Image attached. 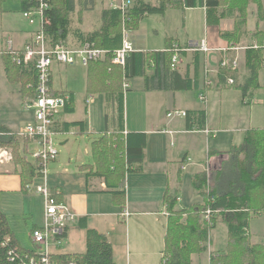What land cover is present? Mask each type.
I'll return each mask as SVG.
<instances>
[{"label": "crops", "instance_id": "crops-1", "mask_svg": "<svg viewBox=\"0 0 264 264\" xmlns=\"http://www.w3.org/2000/svg\"><path fill=\"white\" fill-rule=\"evenodd\" d=\"M118 1L119 0H74V10L69 13L70 25L68 34L62 42L70 48H80L86 42L94 44L95 41L86 40L87 36L92 33H100L104 30V33L106 32L108 35L113 36L116 30H114L112 26H105L102 13L103 11L111 10V4H116ZM144 1L154 6L159 5V0ZM183 8L202 9L204 23L209 26L206 22L205 7ZM149 15L152 14L142 16L136 28ZM255 16L249 28L246 22L244 31L240 33V41L238 40L235 45L248 46L264 38V19L258 17L257 7ZM221 24L224 27H221ZM214 26L217 27V30L208 33L207 36L204 35L206 36L205 39L207 44L212 48H221L231 45L229 41L220 36V29L222 31L232 30L234 26L232 19L223 18L218 25H211L212 28ZM34 32H31L28 38H24L23 42L19 44L21 46L13 47V41L18 43V38L11 39V37H8L7 42H10V44L12 43L11 46L14 49L22 50L33 38ZM118 32L121 33V30L119 29ZM130 38L135 49L133 52H140L143 54L148 51H163L168 48L172 42H176L173 38L167 37L164 40V47L162 49H159L156 45H150V47L147 48L136 44V40L132 39L131 36ZM100 39V36H98L95 40L100 42ZM190 42H196V39ZM98 48L102 47L100 46ZM240 53L242 65L237 66L235 70H224L219 66V61L222 57L220 51L213 50L205 53L183 52L175 70L181 77H187L197 81L195 87L187 90L159 89L155 86L156 81L154 79L156 78L150 80V88L147 89L143 74L129 76L122 82L124 96L122 123L119 121L114 106L112 107L113 116L109 117L108 110L109 106H112V103L111 101L108 102L106 98L107 91L105 86L108 84V81L106 84L104 83L102 72H100L101 84H99L97 90L94 87L90 90L93 93L100 92L104 99L103 117L95 121L93 117L90 116V109H88L90 103L89 98H86L85 105L82 108L84 112L82 117L72 118L69 116L76 112L75 94L68 87H61L60 90H55L53 88V70L51 68L50 83L52 91L67 92L70 95V104L58 114L52 124L53 131L55 134H79L80 137L85 136L87 139L95 135L92 141L89 139L91 144L84 148L86 157H83L80 163L75 164L72 171L69 168L70 164H68L71 162V157L69 158V162L65 164H63L59 158L55 159L48 168L47 183L52 194L58 201L65 203L71 211L76 214L78 227L85 228V249L83 251L53 250V254L84 253L86 251V231L87 229H93L105 235L108 243L112 247L114 264H160V259H162L164 255L165 235L169 220V212L166 208L167 198L175 199V209H186L201 204L203 201L201 203L191 204L188 207L177 205V202L182 200L181 195H179V189L182 188L185 174L187 173V176H189L191 186L193 185L194 176L203 171L206 172L209 181V175L213 177L214 174L221 169L222 165L226 164L229 159L230 150L242 144L232 145V147L226 151L221 149H214L213 151L208 150L206 137H214L215 133L209 127L211 122L206 115L205 109L198 107L191 99V91L199 88L207 91V89L213 87L239 89L241 93V102L243 105L249 106L247 120L250 121L249 124L253 125L249 127L250 129L247 131H254L259 135H264V49L250 51L241 49L229 52L228 56L232 58L237 55L239 58ZM247 56L250 57V60ZM99 64L93 62L89 66L87 65L88 89L91 88L89 77L92 74V70L94 67H99L103 63L99 62ZM144 70V74L148 75L149 78L154 77L155 68L152 65L145 67ZM223 70L224 74L221 73ZM228 77L234 79V85H229L227 83ZM206 78L210 81L209 85H205L204 83ZM135 79L139 80H137L138 82H136L135 87L132 88L131 84L136 81ZM125 81L128 83L127 88H124ZM244 90L245 93H243ZM255 92H258L257 95H254ZM149 99L163 100L164 103L162 104V108H165L166 114L170 110L181 109L190 111L192 115L189 120L186 117L174 118L166 117L165 115L163 120L155 121L156 118L152 115L153 106H149ZM105 103L108 104V108ZM201 110H203L206 115L204 129H197L199 119L194 116L193 112ZM80 121L82 124H75V122ZM188 123L190 127H187ZM6 127L12 132L10 127ZM205 130L209 132L206 133ZM131 132L145 134L143 159L140 163L133 164L130 170L126 168L125 164L126 171H124L123 167L124 184L122 187L124 192L122 196H116L115 192L121 187L107 186L105 178L97 173L99 165L93 154L92 143L98 141L104 134L109 135V140L111 142L116 138L120 139V143L123 146V158L125 159L126 138L128 133ZM150 135L154 136L150 137ZM162 139H169L170 142L172 139H175L177 144L176 146L171 144L174 148L169 149L166 141L164 144L161 143ZM200 140L203 141L200 142ZM67 141L68 139H65L60 142V144L64 145ZM31 143L35 142L28 140L25 149L28 148ZM28 151L31 156L33 152H31L29 148ZM190 153L198 159L193 161V156ZM239 156L242 157L243 155ZM86 158H88V160H86ZM8 164H11L10 169L6 167ZM32 164L36 165V160L35 163ZM191 166H196V168L193 169ZM18 167L19 166L14 164L11 160L8 163L0 164V172H10L11 170L16 172L15 170L18 169ZM35 178H37V176L33 179ZM118 178L120 179V177ZM116 182L117 181H115V183ZM257 189H263L264 191V187H262L254 189L252 193ZM176 191H178V193H176ZM23 192L26 193L27 190ZM0 210L2 211V209ZM124 211H127L129 214L127 216H122L121 213ZM83 224H85V227ZM68 228L69 226L66 228L64 237L68 235ZM213 230L211 231V237ZM12 231L16 236L13 229ZM18 243L21 246L20 242ZM214 251L219 252L222 250ZM117 253L121 254V259L118 260V263L115 260Z\"/></svg>", "mask_w": 264, "mask_h": 264}, {"label": "trees", "instance_id": "trees-1", "mask_svg": "<svg viewBox=\"0 0 264 264\" xmlns=\"http://www.w3.org/2000/svg\"><path fill=\"white\" fill-rule=\"evenodd\" d=\"M251 1L255 2L258 17L264 19V7L260 0ZM249 2L250 0H159V5L154 6L144 0H132L124 15L119 9L114 8L103 11L105 26H112L116 31L113 36L104 33V30L87 36L86 40L95 41V47L101 46L107 49L103 59L90 61L88 66L93 62L103 63L101 65L104 69L102 71L103 80L105 84L108 81L105 86L106 98L108 102L111 101L112 107L116 108L119 121L121 123L123 121L122 82L131 75L143 74L147 89L150 88V80L154 78H156L154 79L155 86L159 89L187 90L197 85L195 79L183 78L176 70L170 68L172 51L166 50L168 48L163 51H148L145 54L130 52L124 66L112 63V52L121 45V33L118 31L122 18L127 28L134 30L139 19L147 14H162L167 8L205 7L208 25H218L223 18L233 20V29L230 31L220 29V36L229 41L231 45H235L246 26ZM3 3L4 0H0V11H3ZM36 3L35 0H21V9L22 11L30 9ZM73 10L74 0H51L49 2L48 8L44 10L41 28L47 44L63 41L67 37L70 25L69 13ZM98 36L101 38L100 42L95 40ZM3 55L7 80L20 84L22 100L33 96L36 83L33 64L24 66L15 63L7 50L3 52ZM247 57L250 60V57ZM149 60L154 61L152 66L155 68V75L152 78L144 74L145 67L151 65ZM221 73L224 74V70ZM53 93L59 92L53 91ZM186 113L185 117L189 120L192 113L190 111ZM193 113L199 119L197 129H204L205 112L201 110ZM75 124H82V122H75ZM187 127H190L189 123ZM9 132L11 131L6 126L0 124V142L3 146L11 148L12 161L19 166L15 171L21 176V190L25 191L27 184H30L32 179L38 175L37 166L27 160L25 147L29 139L20 138L14 132L7 135L6 133ZM144 147L145 134L139 132L128 133L125 159L120 139L116 138L111 142L109 135L104 134L98 141L92 143L93 154L99 165L97 173L105 178L107 186L123 187V167L126 171L125 164L130 170L133 164L140 163L143 159ZM229 154L226 164L222 165L213 177L209 175V181L205 171L194 176L193 187L204 197L201 204L186 209H175V199L167 198V201L165 199L169 220L165 235L164 255L160 264H190L192 253L208 251L203 243L206 241L207 232L209 231L210 234L219 220L227 228L228 250L219 252L210 250V264H264V242H252L248 233L250 211L256 210L250 207L252 191L264 187V135L247 131L242 144L230 150ZM208 187L209 199L205 191ZM121 188L115 192L116 196L123 195L124 191ZM211 195L213 200H210ZM207 207L211 210V216L209 219H203L202 215ZM83 226L85 227V224ZM31 253L32 251L19 245L6 215L0 210V264H21L24 256ZM52 257L61 264H69L72 261L77 264H114L111 245L105 235L93 229H87L84 253H52Z\"/></svg>", "mask_w": 264, "mask_h": 264}, {"label": "rangeland", "instance_id": "rangeland-1", "mask_svg": "<svg viewBox=\"0 0 264 264\" xmlns=\"http://www.w3.org/2000/svg\"><path fill=\"white\" fill-rule=\"evenodd\" d=\"M260 2L264 6V0H260ZM254 3L255 2L250 0L247 8L248 28L256 17V5ZM2 8L4 11H0V124L10 127L12 132L18 134L24 129L25 125L32 120L33 113L24 108L22 98L20 97V84L17 82H10L6 78L4 72L5 57L3 52L9 47V42H7L8 37H11V39L18 38V43L13 41V47L21 46L19 44L23 42L24 38H28L31 32L39 29L40 21L36 18L34 23H29L28 19L22 14L23 11L21 9L20 0H5ZM206 26L207 25L204 23V14L200 8H169L162 15L152 14L147 16L136 29L129 30V33L132 39L136 40L135 43L138 45L147 48L150 47V45H156L159 49H162L164 47V40L167 37L173 38L182 45H188L190 41H194L195 39L196 41H200V39L206 38L208 33L217 30L216 26L213 28L211 25ZM221 27L224 26L222 25ZM239 56L238 66L242 65L241 53ZM51 68L53 70V88L55 90H60L61 87H68L75 94L76 112L69 116L72 118L82 117L84 115L82 108L85 105L86 98H89L90 103L88 109H90V116H92L95 121H97V119L100 120L103 117V95L100 92L93 93L90 90L93 87L97 90V87L101 84L100 72L104 71L102 66L94 67L92 70V74L89 77L91 81L90 89H88L87 85V66L82 64H54ZM135 80L136 81L131 84L132 88L135 87L139 79ZM200 93L206 95V102H202L199 99ZM257 93L258 92H255L254 95H257ZM240 94L239 89L236 88L213 87L207 89V91L200 88L191 91V99L198 107L205 109L206 115L211 122L209 127L215 133L214 137L209 136L206 137L207 140L205 139L209 151H213L214 149L226 151L230 149L232 145H239L242 143L247 133L246 131L250 129L249 127L253 126L249 124L250 121L247 120L249 106L243 105L240 100ZM148 103L150 107L153 106L152 115L156 118L155 121L163 120L166 115L165 108H162L164 101L161 99H149ZM105 105L108 108V104L105 103ZM112 112V106L110 105L108 110L109 117L113 116ZM94 136L89 139L92 141ZM151 136L154 135H150V137ZM65 139H68V141L64 145H61L60 142ZM89 139L85 136L80 137L79 134L74 135L73 133L68 135L64 133L55 134V144L58 151L56 159L59 158L60 161L65 164L69 162V158L71 157V162L68 164H70L69 168L72 171L75 164L80 163L83 157H86L84 148L91 144ZM165 141L169 149H173L177 144L175 139H172L171 142L169 139H162L161 143L164 144ZM201 141L203 140H200V142ZM171 144L174 146H171ZM28 148L31 152H34V150L38 149V145L31 143ZM28 148L25 149L27 160L31 163H35V159L28 153ZM192 156L194 159L193 161L198 159L194 155ZM86 160H88V158H86ZM52 162L53 161H50L48 163V168ZM6 167L10 169L11 164L6 165ZM191 167L193 169L196 168V166ZM40 183V177L37 176V178L33 179L32 183L28 185L29 188L26 189L27 192L24 193L21 190V176L19 172H14L12 170L10 172H0V209L6 214L9 224L16 233V239L20 242L21 247L32 252H42L44 250L43 245L34 242L31 237L32 229L38 228L44 224L43 196L36 191V185ZM211 184H213V181H211ZM192 188L194 189L186 173L182 188L179 189V195H181L182 200L177 202L178 206L188 207L191 204L201 203L204 200V197L196 189H194V191ZM205 191L209 199V187L206 188ZM176 193H178V191H176ZM251 196L250 207L257 209H252L250 211L248 233L252 242L261 243L264 242V191L263 189H257ZM202 217L203 219H207L205 214H203ZM68 226L67 236H63L58 241L52 238L49 239V243L52 245L50 248L51 251L61 250L77 252L85 249V228L78 227L77 218L71 221ZM210 235L211 232L209 234L208 231L206 241L203 243L207 246L208 251L192 253L190 264H210L208 258L210 248L211 250H228L227 228L221 220L216 222L212 237H210ZM119 259H121V254L117 253V256H115L117 263Z\"/></svg>", "mask_w": 264, "mask_h": 264}, {"label": "built area", "instance_id": "built-area-1", "mask_svg": "<svg viewBox=\"0 0 264 264\" xmlns=\"http://www.w3.org/2000/svg\"><path fill=\"white\" fill-rule=\"evenodd\" d=\"M37 3L34 7L23 10V16L28 19L29 23H34L38 18L40 21L39 29L34 32L33 38L25 45V47L17 51L14 49L10 42L7 51L12 55L15 63L19 65L28 66L33 64L36 72L35 92L31 97L23 100V105L26 110L32 111L33 117L24 129L16 134L18 137H27L29 140L34 141L38 145L31 156L36 160L38 177L41 183L36 185V191L43 196L44 201V224L38 228H33L31 237L34 242L43 245L42 252H32L26 254L21 264H61L53 257V251L50 250L52 245L49 239L59 240L65 232L68 224L75 220L76 214L63 202H60L52 194L51 189L47 183L48 163L56 159L58 153L55 142V132L52 129V124L55 118L61 113L70 102V95L67 92H59L54 94L51 89V66L56 64L68 65H84L87 66L90 61L100 60L104 58L107 50L97 48L94 44L86 42L80 48H70L62 41L53 44H47L44 33L42 31V21L44 10L48 8L51 0H35ZM132 0H119L116 4H111L114 9H119L121 14L124 15L125 10L131 4ZM258 50L264 49V38L260 41L249 44L248 46L228 45L221 48H212L207 44L206 39L196 42H189L188 45H182L178 42H172L168 49L172 51L170 60V68L175 70L179 63L180 56L183 52H209L220 51L222 57L219 61V66L224 70H235L238 66V56L232 58L228 56L229 52L238 50ZM135 51L129 29L126 28V22L122 18L121 24V46L114 50L112 53L111 62L124 66L126 58L130 52ZM151 65L154 64L153 60H149ZM205 85H209L208 78L205 79ZM229 85H234L235 81L232 77L227 78ZM128 87V83L124 82V88ZM199 99L206 102V95L199 94ZM167 117H185L186 110L174 109L170 110ZM206 133L209 131L205 130ZM10 135L11 132L6 133ZM12 160V151L10 147L3 146L0 142V164L8 163ZM29 185V184H28ZM26 186L27 189L29 186ZM210 196V200H213ZM129 213L124 211L122 216H127ZM205 217L209 219L211 210L206 208ZM56 241V242H57ZM69 264H77L72 261Z\"/></svg>", "mask_w": 264, "mask_h": 264}]
</instances>
